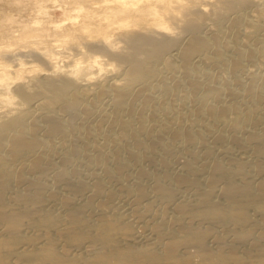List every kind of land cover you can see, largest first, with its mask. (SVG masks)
<instances>
[{
  "label": "bare ground",
  "instance_id": "1",
  "mask_svg": "<svg viewBox=\"0 0 264 264\" xmlns=\"http://www.w3.org/2000/svg\"><path fill=\"white\" fill-rule=\"evenodd\" d=\"M261 1L0 0V264H264Z\"/></svg>",
  "mask_w": 264,
  "mask_h": 264
},
{
  "label": "rangeland",
  "instance_id": "2",
  "mask_svg": "<svg viewBox=\"0 0 264 264\" xmlns=\"http://www.w3.org/2000/svg\"><path fill=\"white\" fill-rule=\"evenodd\" d=\"M262 3L264 2V0H262L261 1ZM253 7H251V6H249V7H247V8H245V9H242L241 10V12H240V14H239V16H240V18H241V22L240 23H238L236 26H230V22H229V18L228 19H226L223 23H222V26H221V33H220V36H221V39H222V41H224V42H233V34H232V32L234 31V32H237V34H239V37L236 39V41H235V43L237 44V45H240V46H245V45H251L252 43H253V41H252V38H245V35H244V33H245V29H246V24H245V21L244 20H246L247 22H252L253 20H254V13H253ZM234 16V15H233ZM232 16V17H233ZM205 33H208V28L207 29H204L203 30ZM259 37V39H261L262 41H263V43H264V32L263 31H258L257 32V38ZM229 54V55H228ZM227 54V57H231V53H228ZM171 55H174V53H172ZM255 60V61H254ZM253 60V63L252 62H250V61H246L245 62V70L246 71H244L245 73H244V75L242 74V76H241V80H242V82H246L247 83V81H248V74H250V73H253L255 76H257L256 77V80H257V83L258 84H264V69H262V68H264V66H263V64H261V62H260V60H259V58H256V59H254ZM250 63V64H249ZM248 64V65H247ZM262 66V67H261ZM260 67V68H259ZM249 70H251V71H249ZM178 73V74H177ZM247 73V74H246ZM162 74L164 75V78H167V80H168V82H169V84H174V82H175V78H177V79H181L180 78V73L179 72H177V71H166V70H164V71H162ZM98 75H100V77H103L104 79H108V78H110V77H115L116 75L115 74H97V75H95V76H98ZM229 74H227V76H228ZM247 75V76H246ZM262 75V76H261ZM245 76V77H244ZM260 77V78H259ZM263 77V78H262ZM231 79V78H230ZM261 79V80H260ZM171 80H173V81H171ZM149 82L150 83H155V78H152V79H150L149 80ZM232 82V81H231ZM260 82V83H259ZM233 83V82H232ZM245 84V83H244ZM244 84L242 83V87L241 86H236V85H233L232 84V86H233V88H234V90H236L238 93H241L242 92V89H243V87H244ZM246 85V84H245ZM156 89V90H155ZM154 89V91H153V89H151V91H153L154 92V94H156V95H158L159 94V91H158V89L157 88H155ZM181 89V90H180ZM183 89V90H182ZM241 90V91H240ZM157 91H158V93H157ZM182 91V92H181ZM188 92V90L185 88L184 89V85L183 86H181L179 89H178V92H176V95H175V97H173L172 98V101H171V98H168V99H166L165 101H164V104L165 103H167L168 104V102H173V103H175L176 104V101H177V104L178 103H180V101L182 102V100H183V97L182 96H184L183 95V93L185 94L186 92ZM181 96H180V95ZM187 94V93H186ZM175 98H177V99H175ZM178 98H182V99H178ZM175 102H174V101ZM104 101V100H103ZM102 101V102H103ZM101 102V104H100V108H102V106L101 105H103V110L102 111H106V110H109L110 109V105H109V103H105V102H108L107 101V99H105V101L103 102L104 104H105V106H104V104ZM107 105H108V107H107ZM106 109H105V108ZM105 109V110H104ZM217 125V126H216ZM215 125V128H216V130H218V131H223L225 134H227L228 132V128H226V126L225 125H220V124H216ZM208 138V140L209 141H211V139L209 138V137H207ZM175 145H176V147H175ZM180 145H179V143H172L171 144V149H172V154L171 155H169L168 156V158H169V160H172V162H175V160H176V157H177V154H179V152H178V150H177V148L179 147ZM195 147H197V148H195ZM195 147H193L192 149H194V151H197L198 152V150H199V152H201L202 150H201V148L200 147H198V146H195ZM213 148H214V150H215V152H216V150H217V148H216V146H213ZM234 151V150H233ZM236 151V150H235ZM176 152V153H175ZM218 154V153H217ZM239 154H240V156H239ZM234 155L235 156H237V157H245V158H248V157H250V153H248V154H241L239 151L237 152H234ZM82 158L81 156H73L72 157V161H71V166L73 167L74 165H75V167L76 168H78L82 173V180L84 179V180H86V181H89V179H90V172H92V170H95L96 168L94 167V166H89V167H87L88 165L84 162V160H83V158L80 160V158ZM215 157V156H214ZM80 163L79 165L80 166H83V167H85V168H83V167H81V168H79L78 167V163ZM80 161V162H79ZM82 161V162H81ZM74 162H75V164H74ZM77 164V165H76ZM81 164H83V165H81ZM146 165H147V163H145ZM85 165V166H84ZM92 168V169H91ZM87 170H89V172L87 171ZM161 171V170H160ZM170 172H172V170H170ZM132 173H133V171H132ZM88 174V175H87ZM89 176V177H88ZM115 190H117V186H114L113 187ZM118 191H117V193H116V195L114 196V198H113V202L114 203H116L117 205H118V208H119V210H120V208H121V211H123V212H125L126 211V213H129L128 211H130L131 210V207H130V202L128 201V199L124 196V195H122L121 194V196H120V193L118 194ZM128 201V202H127ZM157 203H160V204H157ZM157 203H155V204H157V205H155L154 207H155V209L157 210V209H159L160 207H161V202H157ZM120 206V207H119ZM140 207V206H139Z\"/></svg>",
  "mask_w": 264,
  "mask_h": 264
}]
</instances>
